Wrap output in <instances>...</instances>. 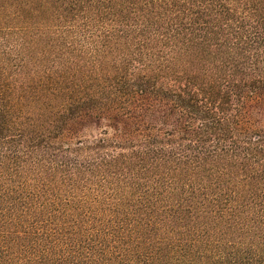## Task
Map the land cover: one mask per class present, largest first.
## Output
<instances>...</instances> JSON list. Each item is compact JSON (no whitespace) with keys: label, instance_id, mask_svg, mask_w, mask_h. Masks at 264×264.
<instances>
[{"label":"trees","instance_id":"16d2710c","mask_svg":"<svg viewBox=\"0 0 264 264\" xmlns=\"http://www.w3.org/2000/svg\"><path fill=\"white\" fill-rule=\"evenodd\" d=\"M0 264H264V0H0Z\"/></svg>","mask_w":264,"mask_h":264}]
</instances>
